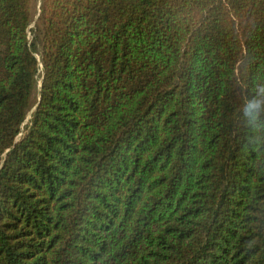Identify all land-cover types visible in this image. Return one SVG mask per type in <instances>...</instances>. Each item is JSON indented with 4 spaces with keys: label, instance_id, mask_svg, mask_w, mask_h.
<instances>
[{
    "label": "trees",
    "instance_id": "1",
    "mask_svg": "<svg viewBox=\"0 0 264 264\" xmlns=\"http://www.w3.org/2000/svg\"><path fill=\"white\" fill-rule=\"evenodd\" d=\"M0 264H264V0H0Z\"/></svg>",
    "mask_w": 264,
    "mask_h": 264
},
{
    "label": "rangeland",
    "instance_id": "2",
    "mask_svg": "<svg viewBox=\"0 0 264 264\" xmlns=\"http://www.w3.org/2000/svg\"><path fill=\"white\" fill-rule=\"evenodd\" d=\"M38 3H40V0H38ZM37 18V17H36ZM36 18H35V20H34V23H32L31 24V26H30V28L31 29H34V27H35V23H36ZM33 34H30V37H32L33 38V36H32ZM37 56V58H38V60H40L41 59V57H40V55L39 54H37L36 55ZM32 111H33V109L29 112V114H28V116H27V119H26V121H25V123H24V127L26 126V124L28 123V121L30 120V118H31V115H32ZM24 127H23V129H24Z\"/></svg>",
    "mask_w": 264,
    "mask_h": 264
},
{
    "label": "water",
    "instance_id": "3",
    "mask_svg": "<svg viewBox=\"0 0 264 264\" xmlns=\"http://www.w3.org/2000/svg\"><path fill=\"white\" fill-rule=\"evenodd\" d=\"M39 102H40V98L38 99V103L36 104V106H35V108L33 109L32 113H33V112L36 110V108L38 107V105H39ZM21 136H22V134H21V135H19V137H18V138H17V140H16V143L20 141V139H21Z\"/></svg>",
    "mask_w": 264,
    "mask_h": 264
}]
</instances>
